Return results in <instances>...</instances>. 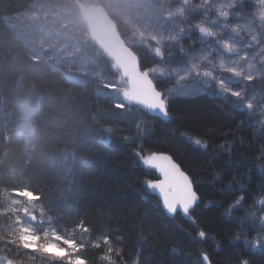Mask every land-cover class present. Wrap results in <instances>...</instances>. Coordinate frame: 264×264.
<instances>
[{
    "label": "trees",
    "instance_id": "1",
    "mask_svg": "<svg viewBox=\"0 0 264 264\" xmlns=\"http://www.w3.org/2000/svg\"><path fill=\"white\" fill-rule=\"evenodd\" d=\"M34 1L0 0V181L23 186L17 180L25 174L35 177L44 195L43 202L33 206L36 228L43 234L59 231L85 244L83 255L89 264L105 262L92 247L90 234L75 230L80 219L93 228L92 241L99 232L119 229L122 256L113 254L118 264H202L203 251L213 264H237L242 252L249 254L252 264H264V249L250 250L243 244L253 233L252 224L260 227L257 217L264 215L258 203L264 186L259 161L264 135H256L245 113L206 94L172 99L169 110L177 119L168 122L139 109L119 112L103 98L97 102L94 80L72 82L62 70L33 59L30 49L5 26L3 18L24 12ZM98 3L106 10L102 1ZM108 14L126 42L125 26ZM183 44L187 47L190 42L185 39ZM127 45L146 56L142 48ZM89 46L110 75L111 63L90 41ZM178 58L182 57L173 60ZM144 62L152 61L146 58ZM160 87L167 88L164 83ZM99 109L104 122L116 124L122 135L106 145L93 139L94 146L88 150L89 138L95 136L89 117ZM241 119L244 124L238 128ZM184 129L207 139V150L182 137L179 133ZM57 139L60 147L66 143L69 149L84 142L68 173L54 150L52 141ZM138 147L143 148V156L170 154L192 178L201 197L193 211L198 226L183 214H167L158 197L146 188L147 181L157 175L141 163L135 154ZM4 187L0 184V192ZM240 196L244 199L236 205ZM10 199L0 195V213ZM10 225L0 215V237ZM201 229L206 233L204 239L195 235ZM7 246L0 248L18 264L51 262L38 254L2 248Z\"/></svg>",
    "mask_w": 264,
    "mask_h": 264
},
{
    "label": "snow or ice",
    "instance_id": "2",
    "mask_svg": "<svg viewBox=\"0 0 264 264\" xmlns=\"http://www.w3.org/2000/svg\"><path fill=\"white\" fill-rule=\"evenodd\" d=\"M225 32L239 37L244 41L237 45L224 38ZM250 37L244 40V36ZM188 39L191 44L184 46L183 41ZM198 46V47H197ZM138 48H142L146 56H141L139 51L128 49L130 63L125 65L116 59L112 60L110 75L112 80L105 79L103 73L99 75L100 84L96 88L97 102L103 98L110 102L111 107L119 112H132L139 109L148 114H154L165 122L177 119L175 113L169 110L170 101L175 96L173 87L165 91L160 87L161 79L167 77L177 78V82L185 76L194 74L202 78L208 90L211 84L216 85L222 94L239 100L247 110L248 117L252 116L255 96L249 98L245 95L248 85H251L258 76H264V68H257L249 58L247 49L258 48L259 53L264 55V0H160V15L156 18L153 28L147 32L139 33ZM184 57L186 71L181 75L178 71L182 67H172L169 62L176 56ZM150 58L151 63H145ZM264 65V58L260 60ZM160 65H169L167 68ZM255 70V74L253 73ZM87 75V72H85ZM223 74L237 78L240 82L238 90H232L225 86L220 78ZM82 83V81H76ZM180 98H190L187 96ZM103 110H97L89 117L91 130L95 133L88 141V150L93 148V139L96 143L108 144L111 140L122 133L116 124L105 123ZM262 119L256 122L258 131L264 135V109L259 114ZM244 120L241 119L238 128L242 127ZM182 137L196 148L207 150L208 140L184 129L179 133ZM228 135V133H225ZM9 137L6 134V139ZM54 150L60 153V166L65 173L75 167L76 159L84 142L76 143L71 149L65 143L60 147L59 140L52 141ZM224 145L222 144L221 147ZM135 154L142 158L143 165L154 169L159 173L156 179H149L146 188L157 193L159 202L164 211L169 215H179L189 218L193 225L198 226V221L193 215L194 209L200 204L201 197L194 185L192 178L176 163L170 154L153 152L143 156V148L138 147ZM261 171L264 172V147L259 155ZM31 163V161H29ZM27 180L29 183L24 184ZM23 186H9L3 181V192L10 197L8 207L0 215L8 217L12 222L3 237L6 245H14L17 249L24 250L46 257L52 264H89L83 255L86 245L70 239L59 231L45 232L43 239L29 223L21 218L28 217L35 221L36 214L34 205L42 203L44 199L41 189L35 177L25 174L23 179L17 180ZM244 199L240 196L236 200L239 205ZM261 210L264 211V186L258 197ZM211 205H208L210 207ZM219 207H224L223 204ZM234 207V206H233ZM230 210V209H229ZM44 209H41L43 213ZM260 227L255 229V234H248L250 238L243 240L245 248L250 250L264 249V215L258 219ZM75 230L89 233L92 247L99 250L100 259L105 264H118L113 259V254L122 256V237L119 229L115 232L97 233V239L92 241L93 228L89 227L84 219L75 224ZM196 237L204 239V230H198ZM239 239V237H237ZM248 253L242 252L237 259V264H252ZM202 264H213L207 251L200 253ZM5 264H18L17 260L7 259Z\"/></svg>",
    "mask_w": 264,
    "mask_h": 264
},
{
    "label": "rangeland",
    "instance_id": "3",
    "mask_svg": "<svg viewBox=\"0 0 264 264\" xmlns=\"http://www.w3.org/2000/svg\"><path fill=\"white\" fill-rule=\"evenodd\" d=\"M75 1L85 4H97L99 2V0H35L24 12L7 16L2 21L31 50V57L33 59L49 63L54 69L62 70L72 82L82 81L83 83L94 80L98 86L101 82L100 77L99 75L94 77L93 74L103 73L104 78L108 80H112L114 77L105 72L100 64L99 55L90 50L87 29L77 13V9L74 6ZM100 1L105 4L107 12L123 23L128 33L126 42L133 47H137L139 43V33L151 30L156 22V18L160 15V0ZM224 38L229 39L237 45L244 43L239 37L227 32H225ZM248 39L250 37L245 35L244 40ZM187 41L191 44L190 40L187 39ZM246 51L249 58L253 55L256 56V59L252 63L256 64L258 69L264 68V65L260 64V60L264 58V55L259 53L258 48L247 49ZM176 56L181 57L178 54ZM177 61L182 65L178 69L182 75L186 71V68L183 67L184 57L176 60L172 59L169 65L179 67L180 64ZM169 65H160V67L167 68ZM85 72H87V75ZM253 73L255 74V70H253ZM220 78L226 87L238 90L240 82L237 78L230 76V74H223ZM161 83L167 86L165 91L173 87L176 97H193L206 94L216 96L223 102L231 101L234 108L245 113L255 129L256 135H261L256 122L262 119L259 114L264 109V76H258L251 85H248L247 92L245 93L249 98L255 96L251 117H248L247 110L243 108L239 100L222 94L216 89L214 83L211 84L212 90L209 91L205 81L194 74L185 76L179 82H177V78L175 77L170 80L164 77L161 79ZM140 160L142 163L141 157ZM21 218L26 222L29 220L23 214H21ZM258 219L259 217H257ZM6 220L7 222H12L8 217H6ZM30 226L43 239V233L40 229L36 228L35 221H32ZM47 233L50 234L51 232ZM3 245H6L5 242L0 240V246ZM2 248L24 251L15 248L14 245ZM7 259L12 258L8 257L5 250L0 248V264H5ZM48 263L51 264L52 262Z\"/></svg>",
    "mask_w": 264,
    "mask_h": 264
},
{
    "label": "water",
    "instance_id": "4",
    "mask_svg": "<svg viewBox=\"0 0 264 264\" xmlns=\"http://www.w3.org/2000/svg\"><path fill=\"white\" fill-rule=\"evenodd\" d=\"M74 5L87 29L89 41L105 59L111 64L113 59L125 65L129 64L130 59L127 50L130 48L126 45L118 31L115 21L110 17L103 5L85 4L80 1H75ZM147 115L154 117V114L151 113ZM154 118L161 119L159 117ZM146 168L149 169L147 166ZM149 170L154 171L159 176V173L154 169ZM154 194L158 197L157 193Z\"/></svg>",
    "mask_w": 264,
    "mask_h": 264
},
{
    "label": "bare ground",
    "instance_id": "5",
    "mask_svg": "<svg viewBox=\"0 0 264 264\" xmlns=\"http://www.w3.org/2000/svg\"><path fill=\"white\" fill-rule=\"evenodd\" d=\"M30 51H31V50H30ZM212 97H213V98H218V97H216V96H212ZM226 103L230 104L231 101H226ZM243 188H245V187H243ZM245 191H246V190H245ZM248 225H249V224H248ZM252 227H253V228H252V229H253V233H252V234L254 235V234H255V229H257L258 227L256 228L255 224H252Z\"/></svg>",
    "mask_w": 264,
    "mask_h": 264
}]
</instances>
